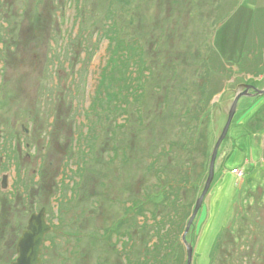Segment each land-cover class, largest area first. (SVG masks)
Listing matches in <instances>:
<instances>
[{
  "label": "rangeland",
  "instance_id": "obj_1",
  "mask_svg": "<svg viewBox=\"0 0 264 264\" xmlns=\"http://www.w3.org/2000/svg\"><path fill=\"white\" fill-rule=\"evenodd\" d=\"M256 8L264 0H0V264L15 260L42 208L51 231L41 264L136 260L168 213L186 264L181 236L234 96L243 84L264 88V57L256 78L237 71ZM107 10L120 38L138 36L152 75L143 82L130 68L141 96L124 90L119 104L97 105L111 55L100 31L113 21ZM212 50L228 69L220 77ZM214 168L186 236L191 264H264V96L238 101ZM169 186L180 187L172 207L153 199L166 187L174 198ZM141 203V215L128 211ZM120 220L137 241L128 250L108 235Z\"/></svg>",
  "mask_w": 264,
  "mask_h": 264
},
{
  "label": "trees",
  "instance_id": "obj_2",
  "mask_svg": "<svg viewBox=\"0 0 264 264\" xmlns=\"http://www.w3.org/2000/svg\"><path fill=\"white\" fill-rule=\"evenodd\" d=\"M264 12V9H258L256 8L255 17L253 20L252 27L249 32V38L245 46L244 55L237 65L238 72L244 73L248 75H252L253 77H257L262 70V63L261 58L264 57V39L261 40L260 36V27H261V17ZM111 11L107 10V19L112 18L113 21L110 20L109 25H105L100 31L106 37L109 41V52L111 53L110 58L108 59V62L106 66L102 70L100 82H99V88L97 90V97L96 102L97 105L99 103H104L106 100H114V103H118V98H123L124 94L123 91H127L128 97L134 99L141 96V89L143 86V83H139V89L136 96V89L134 78L133 80L130 78V68H135L137 73L140 75L139 78L143 77V82H145V79L147 80L148 77H151L152 71L151 69L143 62L141 58L142 54V47L141 45H137L139 43L138 36L136 34H133L129 39L120 38L118 35V29L116 26V21L113 17V15L110 17ZM113 14V13H111ZM211 56L213 57V67H212V74L216 75L218 77L225 74V70H228L226 68V65L222 62L219 55L212 50ZM228 66V65H227ZM220 75V76H219ZM146 76V77H145ZM145 78V79H144ZM139 81V80H138ZM132 82V83H131ZM254 86V85H253ZM219 91L213 92V95H216ZM118 95V98H116V94ZM141 98V97H140ZM139 98V99H140ZM112 102V101H111ZM119 104V103H118ZM122 105V104H121ZM121 105H118V108H121L124 110V107H121ZM262 112V111H261ZM260 112V113H261ZM258 114L254 119L256 121H262L263 117L261 114ZM92 129H90L91 131ZM82 168L78 167L75 174H78ZM182 178L180 184H185L186 181ZM171 187L170 193L173 195H177L179 192L180 187ZM168 187V189H169ZM167 187L163 188L162 190H159L157 194L153 196V199H158L160 197H164L163 202H165V199L168 203H166L165 206H168V204L172 207L174 206L173 201H177L178 198H172L167 199L168 196ZM167 194V195H164ZM142 208L143 204H134V206H130L129 212L133 211L138 214H142ZM170 213H168L163 218L158 219L156 221L155 226L156 231L154 232L152 238L153 239L152 245H148V243H144V247L140 249L137 259L131 260L130 255H124L125 264H182V254H181V248H177V245H179V242L177 241L176 236L179 235L181 230L178 232L177 226H174L173 220H171V216H169ZM183 218V217H182ZM178 221H182L181 219ZM188 216L184 217L183 219L186 220ZM153 219L155 220V217L153 216ZM171 220V221H170ZM123 223L121 220L114 223L109 227L108 235L109 237H114V234L117 235L116 241L117 242H123L122 244L124 247L128 246V249H131L134 245L133 243L137 242L133 239L131 234V227H129L128 230H125L124 232H119L117 229V225ZM145 224V223H143ZM144 227V226H141ZM173 227V229L171 228ZM179 227V224H178ZM172 229V231H171ZM110 232V233H109ZM47 237H45V242L48 240ZM143 242V241H142ZM148 242V241H146ZM152 242V241H151ZM123 247V248H124ZM135 247V246H134Z\"/></svg>",
  "mask_w": 264,
  "mask_h": 264
},
{
  "label": "water",
  "instance_id": "obj_3",
  "mask_svg": "<svg viewBox=\"0 0 264 264\" xmlns=\"http://www.w3.org/2000/svg\"><path fill=\"white\" fill-rule=\"evenodd\" d=\"M241 87L244 90L237 92L234 96L233 102L228 112L227 121L212 151L208 169V177L205 186L202 190L201 195L196 200L193 212L189 217L185 230L181 236V242L186 250V264H191L193 260V247L187 242L186 236L190 230V227L193 224L197 213L199 212L202 206L203 200L207 192L209 191L210 185L213 181L215 169L214 167L218 149L228 133L229 127L236 113L238 101L242 97L255 98L264 96V88L258 89L254 86L246 84L241 85ZM50 231L51 226L46 222L45 209L42 208L37 213H33L27 222L25 230L22 232L21 236L17 241L16 258L10 264H41L42 261L40 256L42 252V247L45 243V237Z\"/></svg>",
  "mask_w": 264,
  "mask_h": 264
},
{
  "label": "crops",
  "instance_id": "obj_4",
  "mask_svg": "<svg viewBox=\"0 0 264 264\" xmlns=\"http://www.w3.org/2000/svg\"><path fill=\"white\" fill-rule=\"evenodd\" d=\"M257 105H258V104L253 103V104L251 105V107H250V108H252L251 110H253ZM259 107H261V105H260ZM259 107H258V108H255V109H256V110H255L256 113H253L252 118H255V117H256V114L259 113V112H258L259 109H260ZM250 108H249V109H250ZM252 118H251V120H253ZM234 170H236V169L231 170L232 174H233V171H234Z\"/></svg>",
  "mask_w": 264,
  "mask_h": 264
},
{
  "label": "built area",
  "instance_id": "obj_5",
  "mask_svg": "<svg viewBox=\"0 0 264 264\" xmlns=\"http://www.w3.org/2000/svg\"><path fill=\"white\" fill-rule=\"evenodd\" d=\"M233 174L238 175L239 177L242 176V172L240 170H238V169L234 170Z\"/></svg>",
  "mask_w": 264,
  "mask_h": 264
},
{
  "label": "flooded vegetation",
  "instance_id": "obj_6",
  "mask_svg": "<svg viewBox=\"0 0 264 264\" xmlns=\"http://www.w3.org/2000/svg\"><path fill=\"white\" fill-rule=\"evenodd\" d=\"M248 85V84H247ZM250 85V84H249ZM251 86H253V85H251Z\"/></svg>",
  "mask_w": 264,
  "mask_h": 264
}]
</instances>
